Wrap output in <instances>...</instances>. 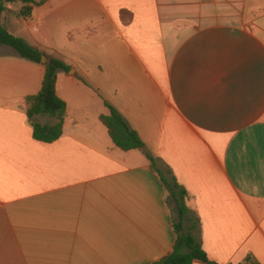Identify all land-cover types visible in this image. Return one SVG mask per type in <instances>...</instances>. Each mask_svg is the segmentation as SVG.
Listing matches in <instances>:
<instances>
[{
	"label": "crops",
	"instance_id": "obj_1",
	"mask_svg": "<svg viewBox=\"0 0 264 264\" xmlns=\"http://www.w3.org/2000/svg\"><path fill=\"white\" fill-rule=\"evenodd\" d=\"M34 1L29 17L6 4L2 24L69 68L67 113L59 140H35L26 99L44 66L0 47V264L165 258L174 209L147 154L188 192L212 261L264 264V0ZM107 105L144 149L114 144Z\"/></svg>",
	"mask_w": 264,
	"mask_h": 264
},
{
	"label": "trees",
	"instance_id": "obj_2",
	"mask_svg": "<svg viewBox=\"0 0 264 264\" xmlns=\"http://www.w3.org/2000/svg\"><path fill=\"white\" fill-rule=\"evenodd\" d=\"M6 4H21L24 6L23 15L29 17L34 7L43 2L34 0H0V47L7 46L14 49L22 58L42 64L43 53L30 46L23 39L9 33L2 24V14ZM68 67L58 59H51L44 66V79L40 92L26 99L27 118L33 129L34 139L43 143H54L64 132L67 105L57 95V76L59 71H68ZM111 113L102 116L101 122L109 130L114 144L122 151L142 150L145 147L139 134L133 130L121 114L107 105ZM39 116H48L55 120L51 126H43L37 122ZM147 158L151 162V169L155 171L170 193L175 208V246L169 255L153 264H217L205 252L200 234V220L193 216L188 208L189 194L174 179L169 182L157 167V160L150 154ZM241 264H260L253 256H249Z\"/></svg>",
	"mask_w": 264,
	"mask_h": 264
},
{
	"label": "water",
	"instance_id": "obj_3",
	"mask_svg": "<svg viewBox=\"0 0 264 264\" xmlns=\"http://www.w3.org/2000/svg\"><path fill=\"white\" fill-rule=\"evenodd\" d=\"M49 63H50L49 59L45 55H43V57H42V65L46 66Z\"/></svg>",
	"mask_w": 264,
	"mask_h": 264
},
{
	"label": "rangeland",
	"instance_id": "obj_4",
	"mask_svg": "<svg viewBox=\"0 0 264 264\" xmlns=\"http://www.w3.org/2000/svg\"><path fill=\"white\" fill-rule=\"evenodd\" d=\"M170 203H171V206L173 207V209L175 208V205H174V203H173V201L171 200L170 201ZM174 218L176 219L177 218V216H176V214L174 213Z\"/></svg>",
	"mask_w": 264,
	"mask_h": 264
}]
</instances>
